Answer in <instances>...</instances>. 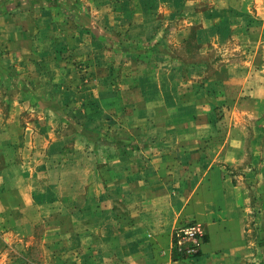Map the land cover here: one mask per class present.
Returning a JSON list of instances; mask_svg holds the SVG:
<instances>
[{"label":"rangeland","instance_id":"obj_1","mask_svg":"<svg viewBox=\"0 0 264 264\" xmlns=\"http://www.w3.org/2000/svg\"><path fill=\"white\" fill-rule=\"evenodd\" d=\"M0 15V57L22 85L0 79V118L5 122L13 107L22 127L0 138V264L92 263L90 242L58 236L83 227L70 218L47 224L43 202L64 189L72 209L86 207L93 171L100 187L113 182L109 162L125 154L119 143L140 137L130 128L143 116L140 92L156 90L159 76L171 86L199 85L227 60L251 58L264 84V0H0ZM148 107L147 133L161 121ZM217 115L216 122L224 120ZM253 117H238L255 128L248 159L235 170L246 169L259 190L247 194L243 248L221 264H264V161L251 154L264 159V125L256 127L264 119ZM24 191L32 205L17 203ZM171 250L176 260L191 258L173 244ZM238 250L243 259H233Z\"/></svg>","mask_w":264,"mask_h":264},{"label":"crops","instance_id":"obj_2","mask_svg":"<svg viewBox=\"0 0 264 264\" xmlns=\"http://www.w3.org/2000/svg\"><path fill=\"white\" fill-rule=\"evenodd\" d=\"M3 21L0 15V24ZM227 61L222 72L209 79L204 74L199 85L195 81L182 85L184 81L180 80L172 84V88L159 76L156 90L147 88L140 92L141 99L144 97V101H140L143 116L132 125L125 123V126L131 125L132 130L139 129L140 137L118 144L124 147L125 154L113 156L114 160L109 162L113 182H104L100 187L99 178L92 172L91 192L83 202L86 207L77 204L78 207L72 209L69 204L72 199L64 189L56 190L53 200L45 199L44 208L49 209L47 224L60 226L64 219L70 218L83 227L82 233L58 236L62 240L74 236L76 242L87 245L90 242L91 264L212 261L221 264L231 249L243 248L244 228L249 217L247 194L249 188L259 190V184H250L248 180L253 178H248L246 169L241 170L242 175L235 170L248 159L251 131L255 128L242 123L238 117L264 119V84L251 70V58ZM3 65L0 57V72L7 73L6 76L0 74V79L9 80L20 89V81ZM148 105L160 115L161 121L147 133L152 126L148 122L147 114L151 113ZM130 107L131 110L133 105ZM218 113L224 115L223 121L216 122ZM16 114L12 107L5 122L0 118V138L4 131L9 133L22 128ZM263 125L261 122L256 127ZM159 130H165L169 136L161 138ZM136 143L144 145L145 150L141 147L132 150ZM3 154L0 152L4 159ZM251 154L253 159L264 161L254 150ZM25 157L23 154L22 158ZM116 157L122 162L117 163ZM75 195L79 199L80 194ZM17 203L23 207L32 205V199L30 201L24 191L17 195ZM190 220L201 224L203 243L196 256L176 260L171 250L172 231ZM237 253L233 259L245 257L244 251Z\"/></svg>","mask_w":264,"mask_h":264},{"label":"built area","instance_id":"obj_3","mask_svg":"<svg viewBox=\"0 0 264 264\" xmlns=\"http://www.w3.org/2000/svg\"><path fill=\"white\" fill-rule=\"evenodd\" d=\"M204 233L200 223L192 222L173 231L172 244L175 251L188 257L196 256L203 243Z\"/></svg>","mask_w":264,"mask_h":264}]
</instances>
